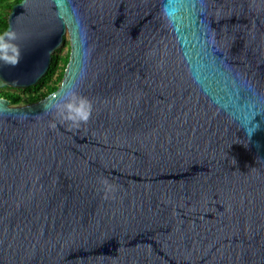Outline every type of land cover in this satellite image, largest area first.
I'll use <instances>...</instances> for the list:
<instances>
[{"label":"water","instance_id":"1","mask_svg":"<svg viewBox=\"0 0 264 264\" xmlns=\"http://www.w3.org/2000/svg\"><path fill=\"white\" fill-rule=\"evenodd\" d=\"M0 97V264H264V0H21ZM93 106L79 127L55 105ZM112 190L106 192L102 181Z\"/></svg>","mask_w":264,"mask_h":264},{"label":"trees","instance_id":"2","mask_svg":"<svg viewBox=\"0 0 264 264\" xmlns=\"http://www.w3.org/2000/svg\"><path fill=\"white\" fill-rule=\"evenodd\" d=\"M21 0H0V31H4L7 28V16L11 11L14 4ZM66 45L69 41H65ZM60 49L53 52L51 62L47 72L44 76L33 86L19 89L7 86L0 80V97H4L10 101L11 104L16 105L20 102L32 103L39 99L49 95L57 89L62 80L64 69L69 59V49L60 55ZM26 92V99L19 92Z\"/></svg>","mask_w":264,"mask_h":264},{"label":"clouds","instance_id":"3","mask_svg":"<svg viewBox=\"0 0 264 264\" xmlns=\"http://www.w3.org/2000/svg\"><path fill=\"white\" fill-rule=\"evenodd\" d=\"M16 39L17 35L14 30L0 31V62L6 66L15 67L19 63L20 50L14 43ZM55 110L62 120L79 127L81 123L86 124L89 121L93 106L87 97L73 91L68 94L64 103L55 105ZM102 183L105 185L106 192L112 190V186L106 180Z\"/></svg>","mask_w":264,"mask_h":264},{"label":"rangeland","instance_id":"4","mask_svg":"<svg viewBox=\"0 0 264 264\" xmlns=\"http://www.w3.org/2000/svg\"><path fill=\"white\" fill-rule=\"evenodd\" d=\"M66 40H68V35H67V34H66ZM58 49H60V51H58L59 54L62 55V54H64V52H65L66 50L69 49V44L66 45V43H64V44H63L61 47H59ZM19 93L23 95L24 99H26V98H25L26 95H27L26 92H22V91H20ZM24 104H27V103H25V102H20L19 104H16V105H24Z\"/></svg>","mask_w":264,"mask_h":264}]
</instances>
